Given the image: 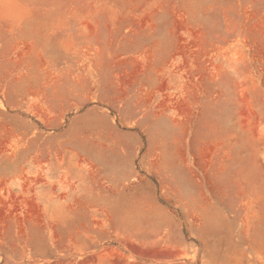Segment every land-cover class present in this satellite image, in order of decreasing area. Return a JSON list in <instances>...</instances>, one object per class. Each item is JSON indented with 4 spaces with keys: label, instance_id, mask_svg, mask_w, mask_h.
Segmentation results:
<instances>
[{
    "label": "rangeland",
    "instance_id": "374dc122",
    "mask_svg": "<svg viewBox=\"0 0 264 264\" xmlns=\"http://www.w3.org/2000/svg\"><path fill=\"white\" fill-rule=\"evenodd\" d=\"M0 264H264V0H0Z\"/></svg>",
    "mask_w": 264,
    "mask_h": 264
},
{
    "label": "bare ground",
    "instance_id": "6f19581e",
    "mask_svg": "<svg viewBox=\"0 0 264 264\" xmlns=\"http://www.w3.org/2000/svg\"><path fill=\"white\" fill-rule=\"evenodd\" d=\"M158 69H159V68H158ZM155 70H156V69H155ZM131 73H132V72H131ZM131 73H130V74H131ZM28 217H29V216H28Z\"/></svg>",
    "mask_w": 264,
    "mask_h": 264
}]
</instances>
